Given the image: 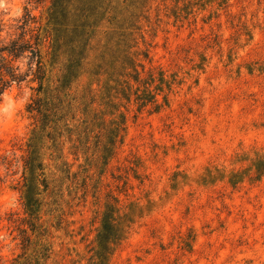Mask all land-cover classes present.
Segmentation results:
<instances>
[{"label":"rangeland","instance_id":"obj_1","mask_svg":"<svg viewBox=\"0 0 264 264\" xmlns=\"http://www.w3.org/2000/svg\"><path fill=\"white\" fill-rule=\"evenodd\" d=\"M86 1L55 27L45 92L28 78L0 99V264H264V0ZM3 3L6 39L28 11L48 24L49 3ZM63 70L59 129L33 142L27 107ZM31 144L40 235L20 191Z\"/></svg>","mask_w":264,"mask_h":264},{"label":"trees","instance_id":"obj_2","mask_svg":"<svg viewBox=\"0 0 264 264\" xmlns=\"http://www.w3.org/2000/svg\"><path fill=\"white\" fill-rule=\"evenodd\" d=\"M37 4L49 3L48 8V24L43 26L37 24L36 17L32 16L28 11L23 18L22 25L20 26L21 33L6 39L3 37L4 24L0 19V99L7 93L15 84H21L28 78L38 84L36 89L40 95L45 92L46 82L50 80V73L52 70L49 68V63H57V53L59 51L58 45L60 38L55 34V27L60 25L63 19H71L72 21L78 20V15L81 12H88L89 7L83 0H31ZM86 16V15H85ZM38 25L32 27V25ZM58 30V29H57ZM148 57V54L145 56ZM71 66V71H72ZM73 78L70 71L63 70V74L57 79V86L52 91L47 92L45 99L36 97L32 99L27 107V111L35 119L39 132L35 133L33 142L40 135V132L50 129L57 131L59 129L57 122L53 120L55 114L52 113L55 103H63V86L69 84ZM75 78V77H74ZM143 105L146 102H151L144 98ZM153 99V98H152ZM59 107H56L59 109ZM125 131V129H124ZM28 150V157L25 160V169H28L31 176L25 177L24 184L20 187L23 199V206L25 213H27L35 224H32L33 233L40 235L42 225L38 224L40 221L39 211L42 207V200L38 197L42 194L40 186H44L46 190L50 186V182L45 177L44 164L38 162L36 159V151H32L34 145L31 144ZM66 165V164H65ZM67 167V166H66ZM69 173V170L64 171ZM116 201V200H114ZM116 208L110 204L107 209V214L104 220L105 234H102L101 245L109 250L108 244L112 241L121 239L120 233L122 232L121 223L114 217ZM24 249H28L32 245V239L27 234L26 230H22Z\"/></svg>","mask_w":264,"mask_h":264},{"label":"clouds","instance_id":"obj_3","mask_svg":"<svg viewBox=\"0 0 264 264\" xmlns=\"http://www.w3.org/2000/svg\"><path fill=\"white\" fill-rule=\"evenodd\" d=\"M0 7H5V8H7V5H5L4 3H3V0H0ZM20 13L18 12V11H15V12H13L12 13V15H19Z\"/></svg>","mask_w":264,"mask_h":264}]
</instances>
